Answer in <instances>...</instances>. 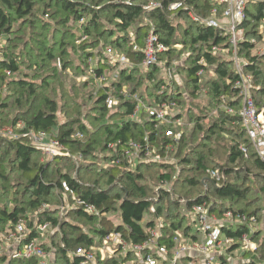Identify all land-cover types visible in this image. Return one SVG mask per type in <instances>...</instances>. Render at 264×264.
Segmentation results:
<instances>
[{"label":"trees","instance_id":"16d2710c","mask_svg":"<svg viewBox=\"0 0 264 264\" xmlns=\"http://www.w3.org/2000/svg\"><path fill=\"white\" fill-rule=\"evenodd\" d=\"M177 1L0 0V36L5 39L0 46V113L4 114L0 123L15 132L13 137L0 136V231L21 218L49 223L51 232L41 245L52 250L54 264H80L76 249L98 247L111 232L135 244L147 240L153 229L160 232L158 241L171 257L181 243L198 239L190 225L196 220L184 211L203 203L216 218L227 211L240 217L222 226L230 239L225 250L233 253L247 235L256 246L241 251L242 264H264V239L257 241L262 234L264 238V162L239 116L241 98L234 86L232 46L222 29L195 21L188 13L208 17L217 8L220 15L223 6L213 0H182L183 7L171 9ZM262 27L264 0L250 1L237 54L243 58L244 72L252 77L256 107L264 112V53H255L256 44L263 40ZM151 29L167 46L159 58L162 61L164 55L166 60L163 66L154 64L144 72L139 67L143 39ZM71 36L77 44L70 41ZM176 45L181 46L179 50ZM68 46L73 56L67 53ZM213 46L228 53H215ZM106 49L122 53L126 63L118 67L106 58ZM184 53V84L192 96L206 89L207 107L216 113L213 121L206 127L198 123L186 132L154 118L133 119V95L151 107L172 100L181 107L184 84L166 81L163 72L173 67L174 54L179 59ZM23 68L33 71L32 78ZM68 68L87 75L84 83L118 70L115 80L101 83L90 94L88 116L93 128L86 125L80 105L75 104L76 108L62 100L68 98L67 93L58 98L49 91L60 71ZM38 76L41 81L34 79ZM111 94L117 98L113 106L105 101ZM7 113H12L10 119ZM183 117V111L175 116ZM32 132L58 140L68 154L43 155L25 135ZM131 142L154 149L159 159L129 163L124 151ZM220 145L226 148L222 162L217 160L222 158ZM212 170H218L221 177H211ZM10 173H17L15 182L10 181ZM161 183L168 189L157 190ZM73 197L84 200L95 212L77 205ZM255 218L263 222L259 232L251 229ZM42 235L33 231L27 239ZM96 258L98 262L97 254ZM134 258L129 251L99 264ZM190 260L182 256L176 264ZM10 264L40 263L32 258ZM160 264L166 261L161 259Z\"/></svg>","mask_w":264,"mask_h":264},{"label":"built area","instance_id":"2783aa9c","mask_svg":"<svg viewBox=\"0 0 264 264\" xmlns=\"http://www.w3.org/2000/svg\"><path fill=\"white\" fill-rule=\"evenodd\" d=\"M213 1L223 6L222 10H220V15H218L217 8H213L208 17H199L193 11H189L188 13L193 20L209 26L218 27L228 35V40L232 46L231 59L234 63L237 75L234 86L238 89L241 98L239 116L255 153L264 162V112L256 107L252 94V77L250 74H244L243 64L239 61L237 54V44L243 35L242 24L245 19L246 7L247 4L253 0ZM149 6L158 5L157 3H150ZM183 6V1L179 0L172 3L169 7L171 9H176ZM82 20L83 19H80V21ZM83 38H85V36ZM1 39L2 36H0V40ZM137 47L135 43L134 48L137 49ZM212 49L215 53L221 55L225 52L228 53V51L219 46H213ZM142 51L143 59L139 66L142 71L146 72L148 68L154 64H158L159 66L164 65L161 64L163 61L159 58L160 54L167 51V46L159 40L158 35L154 33L152 29L144 36V47ZM117 61L120 63L118 67L126 63L123 56ZM173 68H175V65L167 70L168 76L165 79L168 82L173 79ZM117 76L118 70L116 69L112 80H115ZM97 80L100 84L105 83L107 76L102 74ZM123 94L127 96L125 90ZM132 98L136 102L131 114L133 119H142L141 116L145 113L146 116L144 117L154 118L160 124L179 123V119L174 120L176 114L171 115L169 112L177 106L176 101L172 100L164 102L158 107H151L144 104L137 95H133ZM105 101L106 103L112 102L111 95H108ZM228 111L232 112L233 110L228 109ZM11 133L12 129H7L5 135H11ZM168 134L171 135V130L168 131ZM25 135L29 136L32 145L40 148L47 156L53 157L55 154L62 152L68 154L58 140L47 137L43 132L25 133ZM242 150L246 151L244 148H242ZM124 156H126L128 162L131 164H135L137 160L141 159H159V155L154 153V149H150L148 146L142 148L141 144L132 142L130 143V147L124 151ZM209 172L211 177H216L218 179L221 177L218 170ZM158 189H168L167 184L161 183ZM73 199L77 205H83L86 211L95 212V208L85 203L84 200L76 197H73ZM150 210L154 211L153 207H151ZM184 212L199 223L200 239L195 241L190 240V242L184 241L173 250L171 257L167 255L168 250L166 246L159 243L160 232L157 229H153L150 237L143 243L135 244L127 243L121 234L111 232L105 235L100 246L89 247L88 249L79 247L76 249L74 255L82 259L80 264H97L95 251H99L105 247L107 250L112 251L113 249V251H116V253L111 254V256H118L120 254L126 255L129 251L136 254V258L117 264H160L161 259L166 261V264H176L178 259L188 254L200 256L203 259V264H229L219 257L221 255L219 251L223 250L226 243L230 241L228 237L223 235L222 226L232 225L235 221H238L240 217H235L231 211H227L223 217L216 218L209 213V208L206 203L193 205L191 209H186ZM160 224L159 222L158 226ZM48 229H50L49 223H38L36 220L31 222L28 218H21L16 223L8 225L3 231H0V264H10L14 260H29L32 258L37 259L40 264H45L43 260L48 251H46L41 244H38L36 239L28 240L27 237L33 231L44 234ZM176 240L178 241L177 237ZM250 243L251 241L248 236L244 235L241 239L239 248L242 250L248 249L250 248ZM211 248H214L215 251H210ZM68 255L70 256L72 254L70 253ZM155 255H158L161 259L159 260ZM189 264H193V262L190 260Z\"/></svg>","mask_w":264,"mask_h":264},{"label":"rangeland","instance_id":"374dc122","mask_svg":"<svg viewBox=\"0 0 264 264\" xmlns=\"http://www.w3.org/2000/svg\"><path fill=\"white\" fill-rule=\"evenodd\" d=\"M261 26H263V24ZM261 31H262V35H263V40H261L260 42H258V44H256L255 53H257V54L264 53V27H262ZM75 38L76 37L71 36L70 41L71 42L74 41V43L77 44V42L75 41ZM4 41H5V39H4V37H2V39L0 40V46L3 45ZM175 47L177 50H179L181 46L176 45ZM72 51H73V49L71 48V46H68L67 53H69V56H73ZM105 52L107 53L106 58L108 60L115 62L117 64H120L117 60L120 59V57H122V53H120L119 51H116L114 49H106ZM186 53L182 54L179 59H177L178 57H176V54H174L173 58L171 59L172 60L171 63L173 66L174 65H180V68L175 67V68H173V71H172L173 79H176V81L180 84L181 83L184 84V80H185L184 77L186 76V70L181 67V65L185 63L184 62V60H185L184 55H186ZM225 53H223L222 55H225ZM161 59H162V61H165L166 57L163 55L161 57ZM238 59L242 64V62H243L242 56H238ZM161 64H163V63L161 62ZM233 67L235 70L234 63H233ZM167 70H165L163 72L164 78H167V76H168ZM114 71L115 70H108L105 72V75L107 76V80L105 83L109 84L111 82ZM22 72L28 73L29 77L32 78L33 71L30 68L29 69L23 68ZM244 74H249V73L244 72ZM87 78H89L87 75L78 73V70L76 73L75 71L72 70V68H68L64 72L60 71L58 78L56 79V81L53 82V84H51L49 91L52 92V95H57L58 98H63L65 96V94L67 93L68 98H65L62 100L68 101V103L70 104L69 106L72 105L76 108H78V107L75 104L80 105L81 110L80 109L79 110L84 113L82 115V117L86 121V125L88 127L93 128L92 124H91L92 123L91 121H93V119L92 118L89 119L90 116H88V113L91 112V110H90L91 109V99H89V97H90V94L92 95L93 93H95L97 86H100V82L97 79H95V81L90 79L88 82L84 83L83 79H87ZM34 79L37 81H41L40 76H38L37 78H34ZM174 82H175V80H174ZM182 89L184 91H183V95L181 98L182 99L181 101H183V102L180 103L181 107L176 106L175 108L171 109L169 112L171 115H175V114L177 115L178 113L180 114V112L183 111L184 117L182 119H179L178 120L179 123L176 122V124H174V125L180 126L181 129L186 130V132L194 130L198 123L204 127L209 125L213 121V118L215 117L216 113L214 110H209V108L207 107L208 97L206 94V89H202L201 91H199L198 94H195L194 96L191 95V91L185 86V84L183 85ZM252 93H253V90H252ZM124 94H125V92H124ZM111 98H112V102L110 104L113 106V104H115L117 98H116V96H114L112 94H111ZM0 116L2 117V116H4V114L0 113ZM5 116H7L10 119L12 117V113H7ZM144 116H146L145 113H143V115L141 117H144ZM146 118L147 117H144L143 120ZM196 119H198V121ZM184 126H185V128H183ZM7 129H10V128H5L0 123V136L13 137L14 133H15L13 130H12L11 135H5ZM218 151H219V154L222 155V158H217V160L222 162L223 158H226L225 145H220ZM42 153H43V155H45V153L43 151H42ZM34 159H36V157ZM39 159H41V157ZM77 159H79V158L77 157ZM10 175L12 176L10 181L15 182L16 180H14L13 178L15 176H17V173H10ZM159 187H160V185L157 187V190ZM61 209H63V208L61 207ZM144 218L147 219V218H150V216L145 215ZM251 222H252L251 229L253 228L254 230L259 232L260 229L263 228L262 219L260 220V219L255 218ZM190 225L192 226L191 232H195L200 236L199 223L191 221ZM49 232H51L50 229H48L42 236L38 237L36 239L37 243L41 244L42 242L46 241L48 238ZM262 235L260 238L257 239L258 242H259V240L262 241L264 239L262 237ZM188 242H190V239H188ZM255 246H256V243L252 241L250 243L249 247L251 250H253L255 248ZM241 250L242 249L235 251L233 253L234 255H231L229 252L224 251L223 252L224 257L228 262H232V260H234L233 262L241 264V261L243 258L241 256ZM210 251H215V249L211 248ZM95 253L99 256L98 262H97V258H96V263L99 264V262L104 261L106 258H109L111 256V254L116 253V251H113V249H112V251L107 250L104 247V248L100 249L99 251H95ZM134 255L136 256V254H134ZM198 259H202V258L199 256ZM54 260H55L54 254H53L52 250H50L49 252H47L45 254L43 262H45V264H54ZM194 264H196V262Z\"/></svg>","mask_w":264,"mask_h":264},{"label":"crops","instance_id":"0c3cea01","mask_svg":"<svg viewBox=\"0 0 264 264\" xmlns=\"http://www.w3.org/2000/svg\"><path fill=\"white\" fill-rule=\"evenodd\" d=\"M143 43H144V39H143ZM198 235V234H197ZM198 239H200V237H199V235H198ZM237 250H240V248L238 247V249H236L235 251H237ZM224 251H226L225 250V248H224V250H221V251H219L220 253H221V255L220 256H222L224 259H225V257H224ZM234 251V252H235ZM242 251V250H241ZM228 252V251H227ZM233 252V253H234ZM233 253H230L231 255H234ZM187 257H190V259H191V261L193 262V264L196 262V264H203V259H198L199 258V256H195V255H192V254H188L187 255ZM233 258V257H232ZM225 261L227 262V263H229V264H238V263H236V262H233L234 260H232V262H228L226 259H225ZM244 261H243V259H242V261H241V264L243 263Z\"/></svg>","mask_w":264,"mask_h":264},{"label":"bare ground","instance_id":"6f19581e","mask_svg":"<svg viewBox=\"0 0 264 264\" xmlns=\"http://www.w3.org/2000/svg\"><path fill=\"white\" fill-rule=\"evenodd\" d=\"M168 155V154H167Z\"/></svg>","mask_w":264,"mask_h":264}]
</instances>
